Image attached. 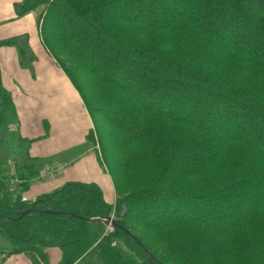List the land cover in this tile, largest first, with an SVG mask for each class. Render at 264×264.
<instances>
[{
  "label": "trees",
  "instance_id": "trees-1",
  "mask_svg": "<svg viewBox=\"0 0 264 264\" xmlns=\"http://www.w3.org/2000/svg\"><path fill=\"white\" fill-rule=\"evenodd\" d=\"M38 11L44 48L92 118L87 142L100 163H113L116 201L80 182L24 199L45 162L10 150L16 110L0 67V264H51V249L58 264H264V0L15 6L19 19ZM126 64L131 80L120 81ZM147 83L171 100L153 103ZM241 114L260 127L229 128ZM107 217L117 226L108 229Z\"/></svg>",
  "mask_w": 264,
  "mask_h": 264
},
{
  "label": "crops",
  "instance_id": "crops-1",
  "mask_svg": "<svg viewBox=\"0 0 264 264\" xmlns=\"http://www.w3.org/2000/svg\"><path fill=\"white\" fill-rule=\"evenodd\" d=\"M21 1L0 0V41L16 42L15 46L0 49L3 88L16 108L15 130L23 140L32 141L31 157L46 160L47 168L59 173L64 169L61 156L85 145L94 125L81 95L46 52L34 17L17 18L15 6ZM22 36H28V44L21 42ZM21 51L25 60L33 59L31 65L25 60L27 65H21ZM95 153L88 149L81 161L75 160L73 171L62 179L60 187L69 182L95 183L102 189L105 200L113 204L116 195L109 198L105 190L114 185L102 173ZM33 185L26 193L28 199L48 194L44 185ZM60 258L61 252L54 261L50 256L51 264H58Z\"/></svg>",
  "mask_w": 264,
  "mask_h": 264
},
{
  "label": "rangeland",
  "instance_id": "rangeland-1",
  "mask_svg": "<svg viewBox=\"0 0 264 264\" xmlns=\"http://www.w3.org/2000/svg\"><path fill=\"white\" fill-rule=\"evenodd\" d=\"M29 15L34 17L35 24H36V27H37L38 26L39 11L38 12H34L32 14H29ZM230 15H232V13H230ZM235 15L238 16V14H235ZM237 22H238V19H236V23ZM226 32L230 33L231 31H226ZM21 42H25L26 44H28V36H22ZM20 44H21V46H24L23 43H20ZM102 50L103 49L100 48L99 46H95L94 50H93V54L96 55V56H99L100 53L101 54L104 53ZM25 52L30 54L29 50H25ZM25 61H28V64H30V65L32 64L31 58H29V59H27ZM129 66H130L129 64H126L123 67L125 69L122 70V72H125V73H123L122 75L120 74V75L117 76V77H119L120 81H121V79L122 80L123 79H125V80L128 79L129 81L131 80L130 75L128 73L129 70H131V68ZM135 84H137V83H135ZM148 84L149 83H147L145 85V88H147V89H145V88L144 89H145L146 92H150L152 95H154L155 99H154L153 103H155V101L156 102L160 101L161 105H158L160 107L162 105L164 106V103H163L164 99H165V101H170L171 100V98L166 99L165 97H161V96L159 97V95H156V93H155L156 89L153 86L148 87ZM85 94H86V97H88L90 95V91L87 88H85ZM89 99H92V97H90ZM200 102H201V104H204V101H202L201 99H200ZM90 103L93 106H95V104H97L96 101L94 103L92 100H91ZM224 104H225V102H224ZM224 104L223 103L219 104L222 109H226V107L224 108V106H226ZM154 107H156V106L154 105ZM227 109L231 110L230 108H227ZM188 112H192V113L197 112L196 111V106L193 105L188 110ZM199 115H200V117L202 116V114H199ZM238 120H239L238 124H234V122H232V124L230 125L229 128H234V127L236 128L238 126H242V124H244L243 122L245 120L249 121L248 124L244 125V128L246 130H250L252 128L260 127V122L256 121V119L254 120L253 118H250L247 114H241L239 116ZM17 123L18 122L16 120V114L15 115L14 114L11 115L10 118H9V121H8L9 126H8L7 132H6V134H7L6 138L9 139L12 142V147L10 148V150L13 152V154L20 153L21 151L25 152V151L29 150V156H31L30 155V147H31L32 143H30L29 145L28 144L26 145V144H24V143L19 141V139H21V135L19 134L20 132H18L17 130H14V126H13V125H15ZM88 149L92 150V152H95L94 149H92V147H90L88 142L86 141L85 145L75 147L73 150H71V151L67 152L66 154L62 155L61 158H60V160H61L60 163L62 164V166H64L63 167L64 169L62 171H59V173H57L56 176H54L53 178L45 179V180H42V181H39V182H35L33 186L37 187V185H40V186L44 185L43 187L45 189L48 188V191H46L45 193H47V192L50 193L54 189L60 187V184H61L60 182L62 181V179H65V176L68 177V175H70V173L73 171L71 169H73L74 165L76 164L75 160H77V162L81 161L82 160V156L84 155V153ZM96 157H97V155H96ZM97 159H98V157H97ZM43 161L46 163V160H43ZM104 162H105V166L102 163H99V159H98V163L100 165L102 173L111 181L110 183H112L114 185L113 181L115 180V172H114L113 163H110L108 160H105ZM64 182H65V180H64ZM112 187L113 188L111 190L110 189L109 190H107V189L105 190V194L109 198L114 196V194L116 195L115 187L114 186H112ZM176 205H172V207H174ZM174 208H176V207H174ZM164 209H165V207H164ZM181 215H182V213L179 212V210H177V209L175 210V213L173 214V216H181ZM187 217H191V216L188 215ZM51 251L52 252L50 253V256L52 257V260L54 261L57 258V255H59L60 251L58 249H52ZM5 264H31V260L28 257H25V256L13 257V258L9 259L8 261H6Z\"/></svg>",
  "mask_w": 264,
  "mask_h": 264
},
{
  "label": "water",
  "instance_id": "water-1",
  "mask_svg": "<svg viewBox=\"0 0 264 264\" xmlns=\"http://www.w3.org/2000/svg\"><path fill=\"white\" fill-rule=\"evenodd\" d=\"M34 211H35V209H31L29 211L23 212L22 215H21V218L24 217L25 215H27L28 213L34 212ZM45 213L54 214L53 212H45ZM103 221H104L105 225L107 227H109V228L117 226V223L115 221H113L110 217L105 218ZM145 251H146V253L148 255L149 261H151L152 258H153L152 255L147 250H145Z\"/></svg>",
  "mask_w": 264,
  "mask_h": 264
}]
</instances>
